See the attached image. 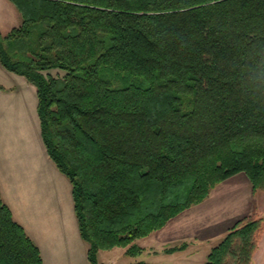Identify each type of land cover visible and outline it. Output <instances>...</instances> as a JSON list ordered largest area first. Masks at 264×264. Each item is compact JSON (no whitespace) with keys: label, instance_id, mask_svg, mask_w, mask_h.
<instances>
[{"label":"trees","instance_id":"obj_1","mask_svg":"<svg viewBox=\"0 0 264 264\" xmlns=\"http://www.w3.org/2000/svg\"><path fill=\"white\" fill-rule=\"evenodd\" d=\"M10 1L23 22L0 31V64L36 89L90 264L142 251L237 175L264 193V95L242 86L264 55V0ZM263 235L245 218L205 264H253ZM0 264H45L1 191Z\"/></svg>","mask_w":264,"mask_h":264},{"label":"crops","instance_id":"obj_2","mask_svg":"<svg viewBox=\"0 0 264 264\" xmlns=\"http://www.w3.org/2000/svg\"><path fill=\"white\" fill-rule=\"evenodd\" d=\"M1 87L3 89H0V97L8 96L9 89ZM18 109V123H13L11 111L4 110L0 115L2 199L11 209L14 219L24 227L39 247L45 264H54L53 261L56 264H77L80 258L77 256L78 246L82 247L84 252L87 251L83 264H90L87 246L80 236L75 212L73 214L70 211V203L72 206L73 202L72 188H54V183L52 184L51 179L62 184L65 182L47 154L38 114V120L34 121L30 109L28 111L23 102ZM27 123L31 132L26 130ZM42 172L43 179L40 180ZM47 173L51 178L49 185L45 180ZM46 185L50 188H46ZM256 195L249 179L243 174L237 175L219 185L203 204L169 222L163 230L156 233L154 239L173 246L191 242L194 250L186 253V256L195 257L206 249L209 250L208 257L212 248L240 220L259 215L256 211ZM262 218L264 219V215ZM263 249L264 235L253 264H263Z\"/></svg>","mask_w":264,"mask_h":264},{"label":"rangeland","instance_id":"obj_3","mask_svg":"<svg viewBox=\"0 0 264 264\" xmlns=\"http://www.w3.org/2000/svg\"><path fill=\"white\" fill-rule=\"evenodd\" d=\"M22 22H23L22 16L20 12L18 11V9L15 7V5L10 0H0V31L1 33L4 36H7L13 29L20 27ZM0 85L7 87L10 91L8 96H5L3 98L0 97V115H2L4 110L11 111L10 115H11V119L14 121L13 123H18V118H17V113L19 111L18 108L21 102H23L24 105L28 107V111L30 109V115L31 117H33L34 121L38 120L37 119L38 118L37 117L38 99H37L36 89L33 85L28 83V81L24 77H20L18 75L9 73L4 67L1 66V64H0ZM25 126H26V130H30L31 132L30 125L27 123L25 124ZM32 129H33V126H32ZM62 176L64 178V182H65L64 184L59 183L57 180L51 179L48 173L45 175V180H47L46 183L49 185L50 184L49 179H51L52 184L54 183L53 184L54 188H72L69 180L65 178L63 174ZM39 178L40 180L43 179V172L40 174ZM59 184H60V187H59ZM48 185H46V188H50ZM70 208H71L70 211L74 214L73 202H72V206L70 203ZM256 211L259 214L257 216L260 219H263L262 218L264 215V193L263 192H258L256 195ZM219 216H221V212L219 213ZM154 236H156V233L155 235H153V237H149V238L137 241L134 245H137L139 248L142 249V251L136 254L128 255L127 249L116 248L112 251L101 252L98 255V260L101 264H136L139 262H147L150 264H204V262L207 261V253L209 250L204 249L200 251L198 254H196L195 257H188L186 256V253H191L190 251H193L194 249H193L192 243L187 242L188 244H186L187 247L185 246L186 247L185 250L178 251L176 254L175 253L169 254L166 252V250L172 249L175 247H181L184 244H181V245L176 244V246H173L172 244L161 243L159 242V240H155ZM86 246L88 250V245L86 244ZM263 252H264V249H263ZM77 256L80 257L77 260V264H83V259L84 258L86 259L87 257V251L84 252L83 248L78 246ZM261 257H262V254L260 258ZM53 263L56 264L55 261H53ZM263 264H264V261H263Z\"/></svg>","mask_w":264,"mask_h":264},{"label":"clouds","instance_id":"obj_4","mask_svg":"<svg viewBox=\"0 0 264 264\" xmlns=\"http://www.w3.org/2000/svg\"><path fill=\"white\" fill-rule=\"evenodd\" d=\"M242 86L253 95H264V55L255 58L247 67Z\"/></svg>","mask_w":264,"mask_h":264}]
</instances>
